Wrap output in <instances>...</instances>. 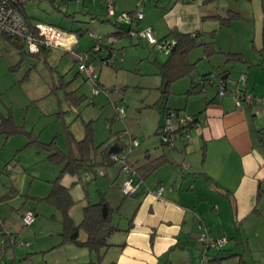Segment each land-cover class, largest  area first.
Segmentation results:
<instances>
[{
    "label": "crops",
    "instance_id": "0c3cea01",
    "mask_svg": "<svg viewBox=\"0 0 264 264\" xmlns=\"http://www.w3.org/2000/svg\"><path fill=\"white\" fill-rule=\"evenodd\" d=\"M136 1L114 0L115 11H132ZM141 10L144 14L142 19L122 21L120 27L141 29L150 26L157 39L172 37L178 32L188 34L196 40L212 41V49H219L212 54H221L227 60L229 53H240L244 60H231L260 66L259 69H262L264 75V59L260 51L264 0H144ZM230 13H236L237 16L228 24L222 23L221 17ZM114 30L110 29L97 35L102 36ZM74 36L76 37L75 34ZM2 40L6 41L5 36L0 34V41ZM142 42L145 47L141 53L149 58L146 49L152 51V54L155 51L146 40L130 37L128 34L118 35L110 46V51L116 56L114 65L117 60L123 58L121 67L131 66L133 62L125 60V52L131 49L130 46H139ZM134 48L137 52L138 48ZM195 50L190 51L189 56L196 52ZM98 53L99 55L93 57H100L98 63L93 59L92 64L99 70V83L104 86L107 78L103 63L100 65V59L107 50L102 48ZM198 53L195 60H189L200 64L202 60L209 61L212 55L206 56L204 51ZM144 56L139 57L141 59ZM149 62L154 66L151 68V74L160 78L156 72L160 59L154 57ZM13 65H9L7 70L10 71ZM218 67L219 65H211L210 69L197 74L196 79L212 71L209 74L212 82L200 93L186 94L192 80H196L194 78L188 83H181L180 87L177 85L180 79L169 84L170 88L173 86V93L182 90L183 96L176 103L168 100L169 97L165 98L158 111L160 115L156 134L165 108L184 109L187 114L196 115L197 125L190 129L189 137L178 135L172 149L160 145L157 137L158 144L154 145L153 150L148 147L141 150L138 147L133 149V154V147L129 150L126 161L134 167V182H139L135 194L125 196L120 190L121 183L127 176L121 169L122 164L119 167L122 173L118 171L110 174L114 165L105 167L106 182H112L119 177L121 182L118 189L112 188L114 184L106 188V184L97 182L95 191H104L111 205L119 206L115 215H119L121 210L130 215L126 225L120 226L111 236L113 242L105 253L109 254V264H193L201 257L198 235L202 231H207L213 237L224 236L227 239L218 252L213 253L212 249L208 251L210 258H221L223 264H238L240 257L246 264H264V226L263 229L259 228L260 220H264V145L259 132L260 127L264 125V79L258 83L250 82L245 72L246 67L240 65L237 74L244 73L246 81L244 84H237V80L230 78V73L225 69L223 77L227 80V91L219 96L216 86L220 77L216 76V71H220ZM159 84L163 85L161 78ZM236 84L243 91L257 96L260 101L250 104L242 101L240 107L236 106L232 93ZM214 85L216 89L209 90L208 87ZM257 108L261 111L260 115L254 112ZM202 148H205L204 161L201 160ZM160 155H163L165 161L152 172L146 173L140 168L147 160ZM103 156V151L96 149V165L93 172L90 168H84L78 175L67 173L60 179V182L69 188L72 199L74 196L68 214L76 224L82 219L83 207L87 201H90L92 195L96 196V192L91 194L87 188L82 187L81 181L85 178L87 181L91 180L94 174L103 172V165L99 164ZM35 157L40 159L36 155ZM6 164L3 168L5 171ZM21 170L18 188L11 183L10 187L0 182V218L4 228L14 231L19 237L25 230L21 220L22 210H31L34 220L30 225H25L28 231L24 235L32 237L34 244L31 245V251L23 253L25 257L33 259L40 253L46 258L45 264H49L48 255L52 251L68 250L73 254L67 260L71 259V264H82V260L78 259L84 254L83 248H78L75 253L71 247L75 245L63 241L62 212L59 207L38 200L49 193L51 178L40 174L36 168L29 171L27 166H22ZM158 185L163 186L160 195L152 192ZM24 188L27 189L26 192H23ZM5 240L0 233V264H13L16 253H20L21 249L12 247L11 253L9 248L4 249L7 247ZM33 253L35 255H32ZM53 263L59 264L56 260H53Z\"/></svg>",
    "mask_w": 264,
    "mask_h": 264
},
{
    "label": "rangeland",
    "instance_id": "374dc122",
    "mask_svg": "<svg viewBox=\"0 0 264 264\" xmlns=\"http://www.w3.org/2000/svg\"><path fill=\"white\" fill-rule=\"evenodd\" d=\"M102 1L70 0L59 3V7L56 8L49 1L42 0L27 3L23 6V9L32 22H43L65 30H71L78 39L75 48L88 51L94 43V34L97 35L117 27L115 21L105 19L106 6ZM120 24L118 23V25ZM78 29L84 32L78 34ZM106 40H103V42L107 43ZM130 47L131 49L126 50L124 58L125 60L128 59V62H133L131 66L128 65V67L122 68L120 62L123 58L117 60L115 65V61L113 64L108 65L100 59V65L103 63L102 66L105 67L107 80L102 87L106 91L100 90V93L98 92L99 94L96 93V95L92 93L90 82L78 73L77 64L66 49L58 47L39 54L26 53L23 55L20 65L14 71H9L7 67L15 64L21 55L10 42L7 40L0 41L2 54L0 56V129L3 130L0 133V182L2 184L10 186L11 183L18 188L20 186L18 178L22 174V166H27L29 171L36 168L40 174H45L51 179L58 175L61 165L46 157L48 152L45 148L39 146V142L45 143L54 139L58 149L65 153L69 152L70 144L67 140L65 126L79 140L83 137L85 127L88 125L95 145H105L110 134L117 136L121 140L120 144L123 147L122 152L124 154L131 151H129L131 138H134L137 143L132 150L138 147L141 150L147 147L153 150L154 145L158 144L157 137L159 138V135L156 134V130L158 116L160 115L158 111L161 104L168 97V100L176 103L182 98L183 94L182 90L173 93L171 91L173 86L171 88L169 86V90L167 86L168 93L165 94V87L159 84L161 78L159 73L160 78L151 74L153 72L151 68H154V66L149 61L157 57L160 62H163L166 58L164 53L153 52L154 54H152V51L146 49V54L149 56L147 58L141 53L145 47L144 42L139 46ZM134 47L138 48L137 52L134 51ZM194 49H196V52L193 51L194 53L189 56L190 60H195L197 54H199L198 52H203L201 46ZM89 53L94 57L92 50ZM113 56L116 57L115 53H113ZM139 56L144 57L140 59ZM99 58H94L96 64ZM217 58H220V60L217 61ZM211 65H219L220 70H228L230 78L236 80L240 75L237 74L240 65H244L250 82L258 83L264 79L262 69H259L260 66H250L247 65V62L231 59L226 60L221 54L215 53L209 57V61L202 60L200 64H197L190 75L181 77L177 82L178 87L181 86V83H188L193 78L196 79L198 73L210 69ZM156 72H158V68ZM25 74L27 76L24 78ZM23 78L24 81H22ZM215 85L208 87L209 90H215L217 86ZM70 90H75L76 95H82L84 100L76 101L74 97L70 98L66 95ZM72 104L75 107H72ZM115 105L122 107L124 110L120 118H114ZM181 111L187 113L184 109H181ZM162 121L163 116L161 123ZM9 128L10 130L7 131ZM14 128L16 131H12ZM125 132L127 133L125 134ZM9 137L12 139L9 140ZM31 140H36V142L27 144ZM73 144L72 147H74ZM97 148H103V146ZM134 152L135 150L131 154ZM35 155L40 159H36ZM5 164L6 171L3 169ZM121 164L119 161L110 164L114 165L110 174L121 172L119 168ZM107 166L109 164L101 166L103 172L93 175L91 180L83 179L81 181L82 187L87 188L91 194L96 192L97 182L103 185L106 184V188L114 184L112 188L116 187L118 189L121 182L120 177L119 179L115 178L112 182H106L104 174ZM112 188H110V191ZM72 190L74 193L73 188ZM26 191L27 189L24 188L23 192ZM91 194L89 195L91 196ZM95 194L96 196H91L90 202L98 199L97 192ZM26 211L22 210L23 213ZM124 215L125 217H123ZM128 218H130V215H126L121 210L119 215H114L113 223L120 227L126 225ZM260 221L259 228L263 229L264 220ZM24 227L25 233L28 228L25 225ZM24 233L19 234V237L28 240L33 245V238L24 235ZM84 237L85 233L80 231L79 238L83 239ZM108 242H113V237H110ZM5 245H7L6 240ZM71 247L75 253L80 248L76 245ZM7 248L11 250V253L13 252L11 246L7 245L4 249ZM17 248H20L21 251L16 253L13 264H45L46 258L44 259L40 253L36 255L33 253L32 255H35L33 259L25 257L26 255L23 253L28 250L31 251V246L22 245ZM82 248L84 254L80 255L78 259L82 260V264H109V254H105V248L100 249V251H90L86 247ZM211 251L213 253L218 252V250ZM201 253L200 247V256ZM72 254L73 252L68 250H64V252L52 251L48 255V262L54 264L53 260H56L59 264H71V259L67 260V258ZM90 261H93V263H90Z\"/></svg>",
    "mask_w": 264,
    "mask_h": 264
},
{
    "label": "trees",
    "instance_id": "16d2710c",
    "mask_svg": "<svg viewBox=\"0 0 264 264\" xmlns=\"http://www.w3.org/2000/svg\"><path fill=\"white\" fill-rule=\"evenodd\" d=\"M68 1H70V0H64L61 3L68 2ZM143 1L144 0H142V2ZM103 2H104V0H103ZM54 7H56V8L59 7V4L57 6H54ZM21 9L25 14L23 7ZM235 16H237L236 13H230L227 16L221 17V22L224 24H228L231 21V19L234 18ZM105 19L115 21L114 19L109 18L107 16H105ZM115 23L117 25L116 29L112 32H107V33H105V35H102L103 37L100 39L99 47L97 49H95V46L97 43V39L95 37H94V43L90 47V50H92L94 52V55H97L98 52H100L102 50V48H105L107 50V53L101 57V60L103 63L108 64V65L113 64L115 61L113 53L110 51V46L113 42L109 43L106 40L107 43H105V42H103V40H105V38H107V36H109V35H115L117 37L118 35L126 34L125 32H127L129 29L132 28V27H129L128 29H123L120 27V25H118V23L116 21H115ZM119 23H121V22H119ZM66 31H68L69 33H72L71 30H66ZM83 32L84 31L81 29L77 30L78 34H82ZM4 36H5V39L8 42H10L18 50V53L21 55L19 61L16 64H14L12 67H10V71H13L20 65L21 60L23 58V55L26 53H30V52H28L26 50L24 44L21 43L20 41H18L17 39H14L8 35H4ZM165 37H168V36H165ZM172 37H174L176 40L175 46L173 47V49L171 50V52L169 54H166L167 56H166L165 60L163 62L158 63V73L161 76L163 86L165 87V90H164L165 94L168 93V90L166 89V87L169 86V84H171L175 80L180 79L183 76L190 75L191 72L193 71V69L196 67L197 61L192 62L189 60V53L195 47L202 46L204 54L206 56H210L212 53L219 51L218 48L212 49V47L210 46L212 41L204 42L202 40H196L194 37H190L188 34H182V33H178V32H175ZM75 45H77V43ZM151 49L153 50L152 47H151ZM77 50H79V49H77ZM90 50H88V51L86 50L85 52L88 53V62H90L92 64V60L94 58L89 53ZM260 51H261V53L263 55V59H264V17H263V24H262V47H261ZM42 52H45V51H42ZM39 53H30V54H39ZM108 59H112V62H110ZM229 59L244 60V56L241 55L240 53H229L227 60H229ZM97 71H98V80H99V70L97 69ZM211 72L203 74L202 76H200L196 80H192V83L189 86V88L187 89L186 94L187 95H193V94H197V93H200L203 90H205L208 83L212 82L210 80V76H209V74ZM224 72L225 71H223V70L222 71L220 70L219 72L216 71V76L223 77ZM79 74H81V73H79ZM26 76H27V74H25L24 78ZM24 78H23V80H24ZM199 79H202V82H200ZM223 79L226 81L225 88L227 89V80L224 77H223ZM66 95H68L70 98L74 97L76 99V101L84 100L83 99L84 97L82 95H76L75 90L68 91L66 93ZM72 107H75V105L72 104ZM169 110L182 112L180 109H166L165 108L162 111V113L164 114L166 111H169ZM192 116H193V118H195L196 121L198 120V117L196 115H192ZM160 125H161V123H160ZM65 129H66L67 140H68V143L70 144L69 152L65 153V152L61 151L60 149H58L54 139H52L49 142H45V143L39 142V146L41 148H45L48 152L46 157L48 159L52 160L53 162H56L59 165H61V169H60V172L58 173V175H56V177H54L53 179L50 180L51 189H50L49 193L43 198H38V200H44V201L50 202V203L54 204L55 206L59 207V209L61 210V212H62V224H63L62 236L64 237L63 241L72 242L73 244H75L78 247H86L90 251H94V250L100 251V249L105 248L104 251L106 253V250H107L108 246L110 245L108 240L110 239V237L112 236V234L115 231L119 230V227L113 223V216L119 211V206H116V207L112 206L111 203L108 201V199L105 195V192L97 190L98 199L96 201H93V202L87 201L86 205L83 207L82 219L79 223L76 224L72 221V219L70 218V216L68 214V210H69L70 206L73 204V199L70 195L69 188L67 186L63 185L60 182V179L63 176V174H65V173L72 174V175H78L79 172L84 168H90L93 172L94 166L96 165V158H95V150L96 149H101L104 153V156L99 161L100 162L99 164H102L103 166H105V165H108V164L115 162V161L110 159V155L114 152H122L123 147L120 144L121 140L119 139V137H117V136L113 137V135L110 134L109 139L106 141L105 145H102L103 148H97V147H102V146H101V144H99V145L94 144V142L92 141L93 139L91 136V131H90L88 125L85 127V133H84L83 137L79 140L73 136V134L71 133V131L69 130V128L67 126H65ZM260 129H261V127H260ZM260 129H259V132H260ZM9 130H10V128L7 131H9ZM12 131H16V129L14 128ZM1 132H3V130L0 129V133ZM260 134H261L260 140H261L262 144L264 145V136L262 135L261 132H260ZM158 135H159L160 145L167 147L169 149L174 148L175 141H174V145H167V144L161 142V140H160V126L158 129ZM131 139H134V138H131ZM30 142H36V140H31L27 144H30ZM72 144L74 147H72ZM113 144L117 145L116 150L115 151H109L110 147ZM132 147H134V145L131 146V144H130L129 150ZM91 150L93 151V157H91V155H90ZM124 155H125L124 157H125V161H126V154H124ZM204 158H205V148H202L201 160L204 161ZM164 161H165V158L163 157V155H160V156H157L153 159L147 160L146 163H144L143 165L140 166V168H143L144 172L150 173L154 169H156L158 166L163 164ZM126 163L128 165H130L132 168H134L127 161H126ZM182 166H183V164H182ZM121 169H122V166H121ZM94 175H96V174H94ZM207 178L210 179V177H208V176H207ZM158 186H162V185H158ZM123 195H125V194H123ZM257 196H259V186H258ZM2 222H3V220H2ZM5 230H8V228H4V225L2 227L0 226V233L2 234V236L4 238H5V233H6ZM8 231H11V230H8ZM80 231H83L85 233V237L83 239L79 238V232ZM222 247H220L218 249H216V248H211V249L212 250H220V249H222ZM211 249H209V250H211ZM209 262H210V264H223L221 258H216L215 256L210 258L209 254H208V263ZM90 263H93V261H90ZM111 264H113V263H111ZM238 264H246V263H245V260H243L240 257Z\"/></svg>",
    "mask_w": 264,
    "mask_h": 264
},
{
    "label": "built area",
    "instance_id": "2783aa9c",
    "mask_svg": "<svg viewBox=\"0 0 264 264\" xmlns=\"http://www.w3.org/2000/svg\"><path fill=\"white\" fill-rule=\"evenodd\" d=\"M42 0H0V34L8 35L14 39H17L24 44L26 50L30 53H39L42 51L51 50L56 47H62L70 52L73 61L77 64L78 72L81 73L91 84L92 93L96 94L100 90L106 91L100 86L98 80L97 69L88 62V53L82 50H77L75 44L77 39L73 33L47 23L32 22L22 11V7L31 2H37ZM52 3L53 6H57L64 0H46ZM191 1V0H181ZM106 6V16L114 19L117 23L122 21L132 22L137 19H142L144 14L141 10L142 0H137L135 7L129 12H116L114 0H104ZM126 34L130 37H138L147 41V43L156 52H162L169 54L176 44L174 37H164L157 39L153 35V31L150 26H145L141 29H129ZM97 39L95 49L99 47V41L103 36L94 34ZM109 43L114 42L117 37L115 35L107 36ZM112 62V59H108ZM204 80V79H203ZM202 82V79H199ZM246 76L244 73H240L237 79V84H244ZM232 89V93L235 97L236 106L240 107L242 101L252 103L253 101H260L257 96L252 93L243 91L238 86ZM217 94L223 95L227 89L226 81L223 77H219L217 81ZM124 112L123 108L115 105V116L119 118ZM255 114L260 115L259 108L255 109ZM197 125V121L192 115L185 112H177L174 110L166 111L163 114V121L160 125V140L167 145H174L175 138L178 135L189 137L190 129ZM180 132V133H179ZM260 132L264 136V125L261 127ZM127 132H125L126 134ZM131 146L137 144L136 140L131 139ZM125 155L123 152H114L110 155V159L113 161H119L122 163V170L127 173L126 178L121 183L120 190L125 195H132L137 191L139 182H134L133 174L134 168L128 165L125 161ZM163 190L162 186H158L153 189L152 192L156 195H160ZM23 225H30L34 220V213L31 210L26 211L21 215ZM0 226H3L2 219L0 218ZM5 238L9 246L15 248L19 246H31L28 240L19 238L14 231L5 230ZM198 241L201 247V257L193 264H209L208 263V250L211 248H220L226 242L224 236L213 237L207 231H202L198 235Z\"/></svg>",
    "mask_w": 264,
    "mask_h": 264
},
{
    "label": "water",
    "instance_id": "95a60500",
    "mask_svg": "<svg viewBox=\"0 0 264 264\" xmlns=\"http://www.w3.org/2000/svg\"><path fill=\"white\" fill-rule=\"evenodd\" d=\"M116 145H112L109 149V151H115L116 150ZM91 155L93 156V151H91Z\"/></svg>",
    "mask_w": 264,
    "mask_h": 264
}]
</instances>
